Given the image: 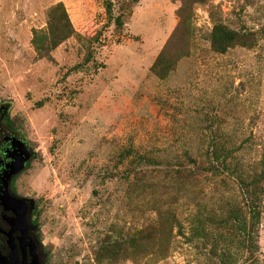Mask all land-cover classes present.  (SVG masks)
Segmentation results:
<instances>
[{"label":"rangeland","instance_id":"obj_1","mask_svg":"<svg viewBox=\"0 0 264 264\" xmlns=\"http://www.w3.org/2000/svg\"><path fill=\"white\" fill-rule=\"evenodd\" d=\"M207 2L0 0L46 264H264V0Z\"/></svg>","mask_w":264,"mask_h":264},{"label":"flooded vegetation","instance_id":"obj_2","mask_svg":"<svg viewBox=\"0 0 264 264\" xmlns=\"http://www.w3.org/2000/svg\"><path fill=\"white\" fill-rule=\"evenodd\" d=\"M36 156L35 149H33L28 142L18 124L13 122L10 105L0 103V197L5 195L4 191L7 186L10 197L13 199L25 200L29 223L34 226V230L30 232V236L38 245V251L43 252L38 236L39 226L35 223L36 204L31 213L28 207H31V201H34V199L30 198L29 195L21 190L20 184L21 175L28 169ZM28 157H30V160L24 163L25 168L21 172L12 175L10 179L7 180V174L10 172L12 173L16 167H20L18 164L22 166V161H24V159L27 160ZM22 214V205L12 207L8 203L5 205L0 199V250H2L4 255L10 252L7 234L16 226V219ZM14 230L13 238L19 247L18 238L21 237V230L17 226ZM30 259L29 257V260Z\"/></svg>","mask_w":264,"mask_h":264},{"label":"water","instance_id":"obj_3","mask_svg":"<svg viewBox=\"0 0 264 264\" xmlns=\"http://www.w3.org/2000/svg\"><path fill=\"white\" fill-rule=\"evenodd\" d=\"M29 160L30 157H28L27 160L24 159V161H22V166L18 164V166L20 167H16L12 171V173H8L6 177L7 180H9L12 175L21 172L25 168L24 163ZM4 192L5 195L3 197H0L3 203L5 205H7L8 203L12 207L22 205L23 214L19 216L15 222L16 226L21 230V237L18 238L19 247L15 243V240L13 238V234L15 231L14 229L16 228V226H14L13 229L7 234L10 252L9 254L4 255L2 250H0V264H46L48 255L44 254L42 251H38V245L32 240L30 236V232L34 230V226L29 223L27 209L25 207V200L13 199L12 197H10L8 194L7 186ZM31 202V207H28V209L32 213L35 208V201ZM29 257L31 258L30 260Z\"/></svg>","mask_w":264,"mask_h":264},{"label":"trees","instance_id":"obj_4","mask_svg":"<svg viewBox=\"0 0 264 264\" xmlns=\"http://www.w3.org/2000/svg\"><path fill=\"white\" fill-rule=\"evenodd\" d=\"M180 1L182 3V8L191 6L192 3L203 4V5H206V3H208L207 2L208 0H180ZM237 35H238L237 33H234L231 31H224V30L215 31L213 34V43L215 45L220 46L221 51H224L227 48L237 44V41H238ZM163 54H165V52H163L161 54V56H160V58L156 64H161V62L163 60V56H164ZM209 157H210L209 162H207V163H209V166H214V161L220 160L219 158L212 156L211 154H209Z\"/></svg>","mask_w":264,"mask_h":264}]
</instances>
